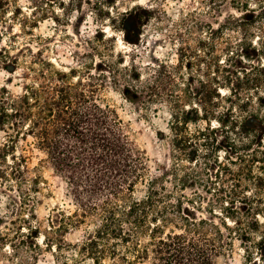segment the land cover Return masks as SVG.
Returning <instances> with one entry per match:
<instances>
[{"label": "trees", "instance_id": "trees-1", "mask_svg": "<svg viewBox=\"0 0 264 264\" xmlns=\"http://www.w3.org/2000/svg\"><path fill=\"white\" fill-rule=\"evenodd\" d=\"M227 2L199 0L203 7L177 20L168 16L170 38L183 43L179 62L148 64L146 76L137 66H124L122 58L106 64L109 72L79 74L76 81L69 74L41 71L37 86L23 93L0 87V130L11 139L33 136L45 162L66 181L75 206L59 227L52 226L53 234L60 233L49 239L56 248L52 264H127L130 258L152 264H216L235 238L243 240L249 264L255 261L253 249L262 253L264 233L257 242L252 236L264 226L258 219L264 214V140H257L242 158L253 197L217 194L215 187L221 172H214L213 165L219 161L220 146L211 128V107L221 95L219 87L233 89L235 72L206 78L182 74L194 55L180 34L187 39L194 29H207L205 43L211 44L213 25L200 22L198 14L213 16ZM218 23L219 29L226 26ZM232 47L237 49L230 44L228 50ZM252 85L262 87L264 79L256 78ZM107 86L131 91L146 112L156 111L157 103L169 108L165 168L149 172L145 154L117 111L99 102L98 94ZM29 197L34 208L37 199ZM71 225L85 227L83 241L64 238ZM143 234L149 241L142 247ZM6 239L0 233V248L7 246ZM9 245L19 252L18 244ZM27 246L34 252L20 264H37L43 249L34 242ZM260 259L264 262V254Z\"/></svg>", "mask_w": 264, "mask_h": 264}, {"label": "rangeland", "instance_id": "rangeland-1", "mask_svg": "<svg viewBox=\"0 0 264 264\" xmlns=\"http://www.w3.org/2000/svg\"><path fill=\"white\" fill-rule=\"evenodd\" d=\"M201 7L199 0H0V87L23 93L37 86L41 71L69 74L76 81L79 74L109 72L106 64L122 58L124 66H137L146 76L148 64L179 62L183 43L170 38L173 26L168 16L177 20ZM197 19L212 23L215 38L206 44L210 33L200 28L187 39L180 34L190 42L194 55L185 62L183 76L206 78L235 72L233 89L219 87L221 95L211 107V128L220 146L219 161L213 165L214 172H221L215 178L217 194L253 197L255 189L244 179L248 171L242 158L257 140H264V85H252L256 78L264 79V0H228L213 16L198 14ZM218 22L226 26L219 29ZM230 44L237 49L228 50ZM191 63L194 67L188 68ZM135 96L107 86L98 99L117 111L145 154L149 172L154 173L167 164L165 137L171 115L159 103L153 105L156 111L146 112ZM45 158L31 134L11 139L0 130V233L9 238L7 246L0 248V264H20L21 258H30L34 252L27 246L30 242L43 249L37 264H52L55 259L56 248L49 239L60 233L53 234L52 226L59 227L75 206L66 181ZM246 186L251 190L246 191ZM30 195L37 199L34 208L27 201ZM258 219L264 225L263 213ZM263 227L253 234L254 242L261 240ZM85 235L84 226L71 225L64 238L77 243ZM11 241L19 245L17 254ZM148 241L143 234L141 246ZM243 243L235 238L216 264H249ZM253 250L251 264H264L260 259L264 250ZM127 264L152 263L130 258Z\"/></svg>", "mask_w": 264, "mask_h": 264}]
</instances>
